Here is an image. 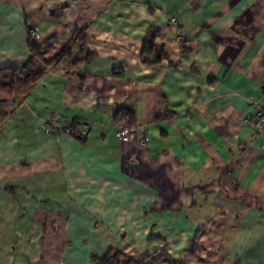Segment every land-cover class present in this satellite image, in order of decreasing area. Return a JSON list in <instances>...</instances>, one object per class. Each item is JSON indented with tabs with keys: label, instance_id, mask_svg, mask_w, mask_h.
Returning <instances> with one entry per match:
<instances>
[{
	"label": "crops",
	"instance_id": "1",
	"mask_svg": "<svg viewBox=\"0 0 264 264\" xmlns=\"http://www.w3.org/2000/svg\"><path fill=\"white\" fill-rule=\"evenodd\" d=\"M31 37L54 49L2 106L0 264H264V0H0V69Z\"/></svg>",
	"mask_w": 264,
	"mask_h": 264
},
{
	"label": "trees",
	"instance_id": "2",
	"mask_svg": "<svg viewBox=\"0 0 264 264\" xmlns=\"http://www.w3.org/2000/svg\"><path fill=\"white\" fill-rule=\"evenodd\" d=\"M158 35V29H151L145 39L141 57L147 64L158 63L164 55L155 42ZM77 42L82 45L83 49H86L87 32L85 29H76L73 32L69 44L58 56L51 59V61L56 62L60 57L70 54L73 45ZM28 45L31 57L27 63L16 69H0V105L9 99L26 96L43 76L44 71H40L37 64L42 61L45 62V64L47 63L46 56L53 52L54 46L43 48L32 37L29 39ZM85 53V59H90V57H92L91 52L89 53L86 50ZM78 62L79 61L76 63ZM6 115L7 113L0 112V123L5 119ZM94 261L96 264H143V262L135 261L127 254L114 249L110 250L103 258H95Z\"/></svg>",
	"mask_w": 264,
	"mask_h": 264
},
{
	"label": "built area",
	"instance_id": "3",
	"mask_svg": "<svg viewBox=\"0 0 264 264\" xmlns=\"http://www.w3.org/2000/svg\"><path fill=\"white\" fill-rule=\"evenodd\" d=\"M173 21L176 22V19H173ZM30 33L32 35L36 34V29H31ZM254 119L259 126L264 125V106L263 105H257L255 107V115ZM118 136L122 141H129L130 138L135 135L137 132V128L134 126L132 122L131 115L128 111H125L119 120V126H118ZM44 128L46 131L53 132L57 131L59 129H63V131H66L68 133H75L76 132V125L75 124H68L67 126H61L58 122V116H51L44 124ZM82 135H85L83 132ZM149 138L147 136H143L140 139L141 144H146L148 142Z\"/></svg>",
	"mask_w": 264,
	"mask_h": 264
},
{
	"label": "rangeland",
	"instance_id": "4",
	"mask_svg": "<svg viewBox=\"0 0 264 264\" xmlns=\"http://www.w3.org/2000/svg\"><path fill=\"white\" fill-rule=\"evenodd\" d=\"M174 19H175V18H174ZM4 103H5V102H4ZM4 103H2V105H0V112H4V111H5V109L2 107Z\"/></svg>",
	"mask_w": 264,
	"mask_h": 264
}]
</instances>
